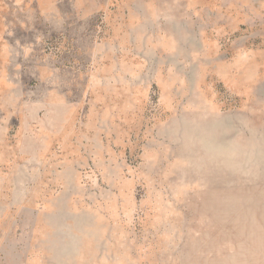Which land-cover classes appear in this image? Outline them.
<instances>
[{
	"label": "rangeland",
	"instance_id": "1",
	"mask_svg": "<svg viewBox=\"0 0 264 264\" xmlns=\"http://www.w3.org/2000/svg\"><path fill=\"white\" fill-rule=\"evenodd\" d=\"M213 134L259 140L264 264V0H0V264L235 251L192 248Z\"/></svg>",
	"mask_w": 264,
	"mask_h": 264
},
{
	"label": "bare ground",
	"instance_id": "2",
	"mask_svg": "<svg viewBox=\"0 0 264 264\" xmlns=\"http://www.w3.org/2000/svg\"><path fill=\"white\" fill-rule=\"evenodd\" d=\"M258 141L257 135L252 134L246 143L247 148H252L247 150L239 149L226 134H213L201 141L203 153L200 155L211 168L203 170L202 165H197L195 173H199L211 189L202 191L201 196L203 210L213 230L203 234L202 241H196L192 248L204 244L219 251L227 245L236 246L232 252L221 250L224 256L213 257L210 264H262V208L257 217L258 206H262V185L258 180L262 149H258ZM222 170L229 177L223 178ZM237 173L253 174L255 178L252 176V181L236 187L232 177Z\"/></svg>",
	"mask_w": 264,
	"mask_h": 264
}]
</instances>
